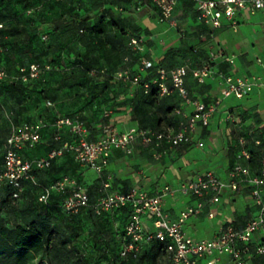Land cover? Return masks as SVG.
<instances>
[{
	"label": "built area",
	"instance_id": "2783aa9c",
	"mask_svg": "<svg viewBox=\"0 0 264 264\" xmlns=\"http://www.w3.org/2000/svg\"><path fill=\"white\" fill-rule=\"evenodd\" d=\"M179 1L133 0L138 4L137 10L145 6L155 8L159 13L160 21L168 22L174 26L177 25L174 12ZM192 1L195 2L200 17L213 28L223 27L224 19L230 21L231 25L235 27L238 24L236 16L241 10H264V0ZM1 28H3V22H0ZM144 43V37L132 38V44L136 50L142 51ZM257 61L262 64V70L252 75H236L225 72L216 68L211 62L193 68L184 64L171 69L162 67L157 69L154 81L158 83L162 92H169L172 88H177L182 96L183 104L193 108L192 112L187 115L189 121L183 123L175 131H152L132 127L122 132L109 124L105 128V137L91 141L88 138L87 126L82 120L62 117L52 125L58 129L67 127L76 135V140L64 142L60 147L51 149L45 156L26 157L23 155L24 148L26 146L33 147L41 140L42 129L46 124L43 122L13 124L4 143V161L2 168H0V187L6 184L12 185L18 189L14 194L18 197L24 188V183L30 181L42 188L40 200L44 203H48L54 190L67 192L62 207L69 213H76L89 206H92L97 213L112 211L127 205L131 206V218L126 226V235L121 248V256L124 258L136 256L145 242L157 238L161 241L169 240L167 250L170 254V264H225L226 260L234 264H251L248 258L251 243L256 233L264 231V197L262 196L264 153L261 159L262 170L258 175H253L248 167L238 161L229 171L227 178L221 177L213 170H208L198 174L195 178L180 182L177 186L167 184L154 195L135 187L126 192L113 191L110 190L111 183L104 180V194L98 197L94 203L90 202L88 188L82 186L76 177L66 175L51 185H45L38 180L34 171L48 168L56 158L67 151H73L80 163L87 164L99 176H103L109 165L113 148H121L130 153L136 141L151 142L154 138L167 140L173 146L182 142H189L191 137L188 128H194L197 124L209 126L212 115L226 99L243 98L255 89L264 88V62L261 58H258ZM153 65L152 60L143 58L141 70ZM48 69H50L49 64L35 62L21 67L18 78L27 82L39 78ZM92 71L96 70L92 69ZM190 72L200 83H204L212 74L219 76L224 85L222 96L214 102L206 103L191 95L185 86V77ZM7 77L9 74L6 70L0 68V80ZM114 78L133 85H137L141 81V75H134L129 69L117 72ZM168 78L172 81V88L166 83ZM145 87H149L148 82L145 83ZM46 105L54 107V103L50 100L47 101ZM56 138H60V135H57ZM246 143V138L240 137L242 148L237 155L239 160L251 157L250 151L245 147ZM256 143L259 144V141L257 140ZM241 184L252 187L251 195L258 206L257 215L249 219L244 226L237 227L234 224H229L211 238H197L184 230L187 220L202 212L206 205L205 198H208L209 202L217 203L221 200L223 192L227 190L238 191ZM179 194L193 195L197 201L181 210L179 215L172 219L165 208V198ZM209 216L214 217L215 212L211 211ZM147 220L151 221V225ZM258 252L263 253L264 247L259 246Z\"/></svg>",
	"mask_w": 264,
	"mask_h": 264
},
{
	"label": "crops",
	"instance_id": "0c3cea01",
	"mask_svg": "<svg viewBox=\"0 0 264 264\" xmlns=\"http://www.w3.org/2000/svg\"><path fill=\"white\" fill-rule=\"evenodd\" d=\"M113 8L117 10L116 6ZM181 8L184 9L183 12ZM194 9L181 1L174 17L177 25L174 26L160 21L159 13L155 8L148 6L140 10L132 8L131 15L136 17V21H140V24L122 26V33L119 29L107 25L104 37L107 45H104L103 49H108L112 45L117 50H131L130 37L141 29L146 41L142 53H146V58L152 60L156 66L165 69L184 64L192 68L200 67L208 62L210 56L213 65L225 72L236 75L261 72L262 64L257 59L261 58L264 62V10H241L236 16L238 24L235 27L224 19L223 27L213 28L200 17L197 8ZM241 26L244 28L241 29ZM230 29L233 32H230ZM114 56L105 54L104 62L114 66L118 59ZM124 59L127 60L126 57ZM134 66L138 68L137 64ZM166 83L172 88L170 78ZM152 84L159 90L158 99L152 104L148 103L150 98L147 96H145L146 102L141 103L137 86L133 84L127 91L118 94L115 99L117 111L113 115V125L118 131H127L132 127L153 131L166 126L175 131L189 121L187 115L193 108L183 104L179 90L172 88L169 92H162L157 82L153 80ZM185 86L190 94L206 103L220 98L224 88L222 79L216 74H212L204 83H200L193 73H189L185 77ZM142 107L148 109L147 118L150 122L148 128H142L139 119L133 117L134 112ZM171 107L174 109L168 111ZM240 124L252 128L264 126V88L255 89L243 98L226 99L212 115L209 126L197 124L194 128H188L191 137L189 142L173 146L167 140L156 138L153 142L138 140L133 145L134 152L131 155L115 149L103 173L104 178L98 182L100 190L102 191L103 181L108 180L113 191L125 192L135 187L154 195L167 184L177 186L180 182L195 178L208 170H213L221 177L227 178L231 168L238 161L244 160H239L237 157L242 148L240 137L244 135H237ZM52 129L53 132L60 130L53 125ZM47 130L46 126L42 129L40 141L44 140ZM32 148L26 146L23 155L35 157L30 153ZM48 152L47 149L45 155ZM92 172L96 179L100 177L94 170ZM78 178L82 181L84 177L80 174ZM247 187L249 185L241 184L239 191L245 188L247 191ZM196 201L197 198L193 195L167 196L165 208L174 219L181 210ZM205 201L206 205L202 212L190 217L184 225V230L197 238L214 237L232 221L238 227L244 226L258 213V206L251 192L241 195L238 191L227 190L223 192L219 202H209L208 198H205ZM253 205L256 207L255 214L249 216ZM211 211L215 212L214 217L209 216ZM147 222L151 225L150 220ZM225 264L234 263L226 260Z\"/></svg>",
	"mask_w": 264,
	"mask_h": 264
},
{
	"label": "rangeland",
	"instance_id": "374dc122",
	"mask_svg": "<svg viewBox=\"0 0 264 264\" xmlns=\"http://www.w3.org/2000/svg\"><path fill=\"white\" fill-rule=\"evenodd\" d=\"M95 4L96 2L92 0H0V21L4 23L6 30L0 49V68L5 69L9 74V77L0 82V160L4 149L3 143L11 126L23 121L46 124L48 130L44 140L30 150L35 157L45 156L47 149L53 145L52 124L49 120V112L43 103L46 98L54 100L62 114L82 120L87 126L88 138L91 141L105 137L107 125L114 126L116 98L113 99L115 95L110 92L111 89L108 91L102 83L105 80L103 77L111 79L109 84L114 88H126L127 83L111 77L112 67L104 62L102 47L98 48L97 52L103 62L99 64L103 71L101 73L98 72V66L93 72L85 65L72 64L67 58H63L61 54L73 52L75 55L80 54L82 59L85 45L78 38L68 37L63 29H57L53 23V19H67L74 12L97 13L99 16L101 12L106 14L105 11L95 10ZM183 10L181 8V12ZM110 12L113 16H105L100 25L103 31L94 35L97 43L106 40L105 27L112 18L119 27L140 24V21H136V17L131 15V10L118 12L112 8ZM165 24L168 25L167 22ZM243 28L241 26V29ZM230 32L233 31L230 29ZM34 61L49 64L50 69L41 79L30 85L20 83L17 78L20 74L19 68ZM125 62L114 68L129 69L135 75L137 72L135 66ZM208 62L213 64L210 56ZM91 87L99 89L98 95L93 97L90 95ZM261 127L249 128L240 124L237 135H252L255 129ZM168 130L173 131L167 126L158 129V131ZM58 132L57 135L60 134L62 140L69 142L76 140V135L71 130L67 134L64 130ZM260 132L264 134V129H260ZM153 145L157 146L155 143ZM115 149H120L128 155L134 152V149L128 153L124 149L113 148L111 154ZM92 170L93 168L87 164L80 163L73 151H67L55 159L53 165L43 174V178L46 182H57L66 175L78 177L81 174L85 179L83 178L79 183L89 188L93 195H97L99 190L90 187L97 181ZM34 202L22 200L12 202L11 205H3L0 210V226H14L17 223L27 226L29 219L35 218L40 211V204L36 200ZM255 211L256 207L253 205L249 216H253ZM52 225L59 226L60 232L65 234L68 248L84 249L81 257H78L79 264H118L114 257V238L111 232L107 236L110 226L104 220L100 224H94L85 211H78L74 214L61 213ZM259 235L264 236V231L256 235V240L260 239ZM22 260L21 264H49L46 253L39 255L29 253L23 256ZM144 264H165V262L162 257L153 260L149 252ZM255 264H264V259H258Z\"/></svg>",
	"mask_w": 264,
	"mask_h": 264
},
{
	"label": "trees",
	"instance_id": "16d2710c",
	"mask_svg": "<svg viewBox=\"0 0 264 264\" xmlns=\"http://www.w3.org/2000/svg\"><path fill=\"white\" fill-rule=\"evenodd\" d=\"M185 2L186 4L191 5V7L196 9L195 2L192 0H180V2ZM92 2H96L95 4V10L98 11H105L106 14H102L99 16V14H90V12H85L84 14H81L80 12H74L69 15V18L60 20V18L53 19L54 26L57 29H63L68 37L71 38H78L82 42H84L85 45V54L83 55V58L81 59L80 54H73V52L70 53H64L61 54L63 58H67L72 64L77 65H85L88 69L92 70L99 68L98 72L101 73V65H99L101 62L99 56L97 55L98 48H103L104 45H107L106 43H101L98 41L94 36L97 32L103 31L100 25H102V21L104 17L106 16H113V14L109 10L113 8V6L117 7L118 12L127 11V10H136L137 2H133V0H92ZM179 3L176 6L175 13L177 12ZM109 6V7H108ZM114 9V8H113ZM194 9V10H195ZM197 10V9H196ZM108 12V13H107ZM199 12V11H198ZM60 20V21H59ZM2 22V21H0ZM108 25H111L114 29H119V31L122 33L123 30H121V27L115 25V22L113 21V18L111 21L108 22ZM0 29V41L2 45L5 28ZM106 33V28H105ZM134 37H144L143 33L141 32V29H138L131 37H130V44L132 45V49L130 50H117L114 49L111 45L108 49L104 50V57L105 54L108 55H115L114 57H118V59L115 61L114 66L112 67V70L110 71L111 77L114 78V75L117 72H120L125 69H115L114 67H117L121 62L127 61L130 63V66L138 65L136 74L141 75V81L136 85L137 86V94H140V101L141 103L146 102V99L149 97L150 102L149 104H152L153 102L157 101L158 99V87L152 86L153 80L156 77V71L161 66H156L155 64L152 67L146 68L144 70H141V61L143 58L147 57V54H143L142 51L136 50L134 48V45L132 44V38ZM146 42V41H145ZM94 44V45H93ZM145 44V43H144ZM126 57L127 60L124 59ZM123 58V59H122ZM22 65L28 66L32 63ZM107 62V61H106ZM125 62V63H127ZM40 63V62H36ZM42 64V63H41ZM20 67V68H21ZM19 68V71H20ZM163 68V67H162ZM96 70V69H95ZM103 72V71H102ZM191 73V72H190ZM20 75V74H19ZM17 76V78L19 77ZM189 75V73H188ZM187 75V76H188ZM43 75H41L37 79H32L27 82H24L20 78V83H23L25 85H30L33 82L41 79ZM105 80L102 81V83L105 84L108 91L111 89L110 92H112L115 96L113 99H115L120 92L127 91L130 88L131 83H127L126 88H114L113 85L109 84L110 80L107 77H103ZM3 80V79H2ZM0 80V82L2 81ZM114 81V80H112ZM124 82V81H123ZM122 82V83H123ZM149 83V87H145V83ZM99 85V84H97ZM97 87H91L90 89V95L96 96L99 93V89ZM115 91V92H114ZM109 92V93H110ZM193 95V94H191ZM147 96V98H145ZM195 96V95H193ZM197 97V96H195ZM50 100L54 103V107H48L46 105L47 101ZM44 106L47 108L49 112V120L51 124L56 122L58 119L62 117H72L69 115L62 114L60 110L57 108L56 103L54 100L50 98H46L44 101ZM174 107H171L168 109V111H172ZM146 108H140L136 110L133 114V117L136 119H139L141 122L142 128H148L149 127V119L147 118V111ZM24 122H31V121H23ZM252 128V127H249ZM260 129H264V126L261 128H257L254 130V134L248 135L244 134L243 136L246 138V148L250 151L251 157L249 159L242 160V164L246 167H248L253 175H258L261 173L262 166H261V159L262 155L264 153V134L260 132ZM61 131L63 129H60ZM59 130V131H60ZM10 131V130H9ZM67 133H69V129L64 130ZM58 130H55L52 132V142L53 145L48 148L50 151L51 149L60 147L66 140H62V136L60 135V138L56 139ZM9 133L7 134L4 143L8 137ZM259 141V144L256 143V141ZM42 141L38 142L36 145L40 144ZM3 143V144H4ZM35 145V147H36ZM4 161V149L3 154L0 160V168H2ZM55 161V160H54ZM54 161L52 162L51 166L53 165ZM49 166L46 169L41 170H35L34 173L36 174V177L40 182H42L45 185H51L53 182H46L43 178V174L49 170L51 167ZM72 176V175H69ZM76 177V176H72ZM78 181L81 180L76 177ZM103 177L100 176L97 178V181L95 184H92L90 187L91 189L97 188L99 190V194L93 195L91 191H89L90 196V202L94 203L96 199L104 194L103 187L100 190V185L98 182L99 180H102ZM104 182V181H103ZM97 184V185H96ZM111 189V188H110ZM246 189V188H245ZM245 189L238 190V193L241 195H246L251 192L252 187H247V191ZM112 190V189H111ZM18 191L17 188L13 187L12 185L6 184L2 185L0 187V210L2 209V206L5 204L11 205L12 202H18V201H26V202H34V200L37 201V203L40 204V211L39 214L35 218L29 219V222L27 223V226H23L19 223L15 224L14 226H0V264H21L23 262V256L26 254H33V255H39L46 253L47 258L49 259V264H79L78 257H81V253L84 251L81 247H74V248H68L66 236L64 233H61L59 230V226L52 225V222L56 221L61 213H68L63 207L62 204L64 202L65 196L67 192H60L54 190L51 195L48 203H44L40 200V195L42 194V188L39 186H36L30 181H26L24 183V188L20 192L19 196L16 197L14 194ZM126 192V191H125ZM264 197V189L263 194ZM35 203V202H34ZM81 212L85 211L87 213V216L91 222L94 224H100L103 220L110 226V230L107 233V236H109L110 232L113 235L114 242H113V250L115 254V261L118 264H144L145 257L147 253L151 252V258L155 260L156 258L162 257L165 264H170V254L167 250V244L169 240L161 241L157 238H154L151 241L145 242L140 251L136 254V256H131L129 258H124L121 256V248L123 245L124 237L126 235V226L131 218V212L132 208L131 206H124L121 208H117L112 211H106L102 213H97L95 209L92 206L84 207L80 210ZM70 214V213H69ZM74 214V213H73ZM229 224H234L235 222H229ZM236 226V225H235ZM238 227V226H237ZM242 227V226H240ZM258 233H256L257 235ZM256 235L254 236V239L251 243L250 251L248 254V258L250 259L251 264H255V261L257 262L258 259H264V252H258V247L263 246L264 247V236L259 235L260 239L256 240ZM76 254H79L78 256ZM258 257V258H257Z\"/></svg>",
	"mask_w": 264,
	"mask_h": 264
}]
</instances>
